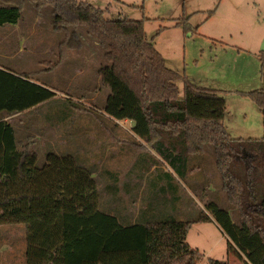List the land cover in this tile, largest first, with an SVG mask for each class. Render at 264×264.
<instances>
[{
  "label": "trees",
  "instance_id": "obj_1",
  "mask_svg": "<svg viewBox=\"0 0 264 264\" xmlns=\"http://www.w3.org/2000/svg\"><path fill=\"white\" fill-rule=\"evenodd\" d=\"M30 1L38 9H52L56 29L82 25L97 37L109 61L100 68L102 82L110 88L104 112L115 127L116 120L133 122L137 148L163 155L170 169L153 178L152 189L166 181L168 186L160 189L175 188L177 193L170 205L148 189L123 187L120 175L112 174L102 197L92 170L73 155L50 152L39 165L30 136L19 140L17 127L6 116L33 112L57 92L32 74L13 72L0 63V226H26L27 264H199L204 253L189 244L188 233L194 222L213 220L228 237L230 252L244 264H264V136H231L224 122L225 98L170 68L156 48L154 40L162 28L150 37L144 20L110 18L107 9L88 1ZM26 2L0 0V26L18 23ZM70 39V46L81 45L76 32ZM261 61L262 87L243 94L264 116V53ZM66 100L80 108L78 102ZM71 112L75 109L65 110V117ZM115 127L110 130L118 131ZM160 144L175 156L165 154ZM208 144L239 223L214 200L206 202L196 219L182 220L175 214L184 197L175 181L187 179L194 170L191 155L203 154ZM155 157L150 167L158 170L161 162ZM138 198L141 206L134 215L130 206ZM208 264L230 263L210 258Z\"/></svg>",
  "mask_w": 264,
  "mask_h": 264
},
{
  "label": "rangeland",
  "instance_id": "obj_2",
  "mask_svg": "<svg viewBox=\"0 0 264 264\" xmlns=\"http://www.w3.org/2000/svg\"><path fill=\"white\" fill-rule=\"evenodd\" d=\"M83 1L107 9L106 16L110 18L144 20L150 37L162 28L154 40L156 48L170 68L201 86L218 90L225 98L224 122L231 136L263 138V113L243 93L263 85L264 0ZM53 21L50 7L38 9L27 0L18 23L0 28V52L24 48L19 54L7 56L9 66L32 74L57 92L51 101L33 112L13 118L19 140L25 141L30 136V147L38 154L39 165L45 164L50 152L73 155L82 167L92 170L102 197L108 192L105 186L112 184V174H119L123 187L128 184L141 191L148 189L156 199H167L173 204L177 190L160 189L168 186L166 181L152 189L156 181L153 178L163 175L165 168L170 169L163 155L155 153L161 164L158 170L151 169L155 155L134 145L131 123L115 121L118 122L115 127L104 112L110 88L102 82L100 68L109 61L97 37L86 26L59 30ZM74 32L81 41L78 47L70 46ZM178 84L183 91L184 82L180 80ZM67 97L78 102L80 108L68 105ZM71 108L75 112H71L70 118L65 117L64 111ZM112 127H119L118 131L112 132ZM160 146L165 154L175 156L166 145ZM191 158L189 166L194 170L187 179L178 177L175 181L184 195L175 211L177 218L196 219L206 202L214 200L239 223L238 210L222 188L212 144L206 146L203 154ZM140 199L130 206L134 215L140 209ZM188 242L204 253L199 264H208L210 258L244 264L235 252L229 251V239L215 220L194 222ZM27 247L23 223L0 226V264H27Z\"/></svg>",
  "mask_w": 264,
  "mask_h": 264
},
{
  "label": "crops",
  "instance_id": "obj_3",
  "mask_svg": "<svg viewBox=\"0 0 264 264\" xmlns=\"http://www.w3.org/2000/svg\"><path fill=\"white\" fill-rule=\"evenodd\" d=\"M9 24H10V23L3 24V25L0 26V28L3 27V26H7V25H9ZM10 25H15V24H10ZM16 29H17V28H16ZM23 49H24V48H20V50L17 51V52L1 51V52H0V63H1L2 65H4L5 68L10 69V70H12L13 72H15V71L20 72V71L16 70L15 68L9 66L8 61H7V56H8V55H11V54H12V55H13V54H19L20 52L23 51ZM7 64H8V65H7ZM36 81L39 82V83H41V82L38 81V80H36ZM20 114H21V113H16V114H13V115L6 116V119H8V120H13V118H15L16 116H18V115H20ZM116 121H119V122H123V121H127V122H128V121H129V122L131 123V127L133 128V123H132L130 120H116Z\"/></svg>",
  "mask_w": 264,
  "mask_h": 264
},
{
  "label": "water",
  "instance_id": "obj_4",
  "mask_svg": "<svg viewBox=\"0 0 264 264\" xmlns=\"http://www.w3.org/2000/svg\"><path fill=\"white\" fill-rule=\"evenodd\" d=\"M263 50H264V46H263Z\"/></svg>",
  "mask_w": 264,
  "mask_h": 264
}]
</instances>
